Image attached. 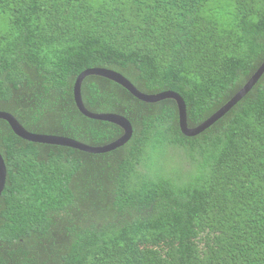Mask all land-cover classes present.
Listing matches in <instances>:
<instances>
[{"label": "trees", "instance_id": "obj_1", "mask_svg": "<svg viewBox=\"0 0 264 264\" xmlns=\"http://www.w3.org/2000/svg\"><path fill=\"white\" fill-rule=\"evenodd\" d=\"M263 63L264 0H0V112L33 134L91 147L124 135L79 111L89 69L179 94L196 128ZM82 99L126 118L130 142L92 155L0 120V264H264V74L192 138L173 100L144 103L97 76Z\"/></svg>", "mask_w": 264, "mask_h": 264}, {"label": "water", "instance_id": "obj_2", "mask_svg": "<svg viewBox=\"0 0 264 264\" xmlns=\"http://www.w3.org/2000/svg\"><path fill=\"white\" fill-rule=\"evenodd\" d=\"M263 74H264V63L255 73V75L250 79V81L233 97V99L230 102H228L224 107H222L217 113H215L212 117H210L200 126L196 128H189L187 106L184 99L179 94L172 91H168L158 95H147L140 92L130 81H128L125 77L114 71L101 69V68L89 69L83 72L78 77L74 86V99L79 111L89 119L111 123L113 125L120 127L124 131V135L120 139L109 145H105L102 147H91L66 137L33 134L28 130H26L18 122V120L9 113L0 112V120L6 121L18 137L32 143L67 147L92 155L107 154L124 147L127 143L130 142V140L133 137V127L132 124L123 116L116 114H96L90 112L85 107L82 99V84L87 77L97 76L110 80L122 86L124 89L130 92L135 98H137L139 101H142L144 103L156 104L164 100L175 101L179 109V124H180L181 132L186 137L192 138L198 136L199 134L205 132L210 127L214 126L228 112H230L249 92L252 91V89L257 85V83L263 76ZM6 178H7L6 165L3 157L0 154V197L6 185Z\"/></svg>", "mask_w": 264, "mask_h": 264}, {"label": "rangeland", "instance_id": "obj_3", "mask_svg": "<svg viewBox=\"0 0 264 264\" xmlns=\"http://www.w3.org/2000/svg\"><path fill=\"white\" fill-rule=\"evenodd\" d=\"M169 151H170L169 157L173 158L174 164L176 163L177 166H178V164L182 165L185 168L189 167V165L186 162L185 157L181 151L174 150V149L169 150Z\"/></svg>", "mask_w": 264, "mask_h": 264}]
</instances>
